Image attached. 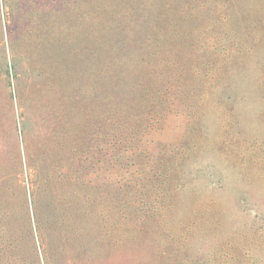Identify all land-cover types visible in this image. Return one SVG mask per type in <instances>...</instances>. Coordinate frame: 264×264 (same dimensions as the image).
Masks as SVG:
<instances>
[{
  "label": "rangeland",
  "instance_id": "374dc122",
  "mask_svg": "<svg viewBox=\"0 0 264 264\" xmlns=\"http://www.w3.org/2000/svg\"><path fill=\"white\" fill-rule=\"evenodd\" d=\"M0 264H264V0H0Z\"/></svg>",
  "mask_w": 264,
  "mask_h": 264
},
{
  "label": "trees",
  "instance_id": "16d2710c",
  "mask_svg": "<svg viewBox=\"0 0 264 264\" xmlns=\"http://www.w3.org/2000/svg\"><path fill=\"white\" fill-rule=\"evenodd\" d=\"M50 150H51V149H50ZM52 151H53V150H52ZM126 152H128V150H126ZM43 156H45V155H43ZM45 158H46V157H45ZM50 158L52 159V157H50ZM43 160H44V162H45V164H46V159H43ZM50 163H52V162H50ZM51 165H52V164H50L49 167H50ZM46 166H47V164H46ZM53 166H54V165H52V167H53ZM52 167H50V168H52ZM47 168H48V167H47ZM51 174L54 175V173H52V172H51ZM51 189H52V188H51ZM52 192H53V191H52Z\"/></svg>",
  "mask_w": 264,
  "mask_h": 264
}]
</instances>
